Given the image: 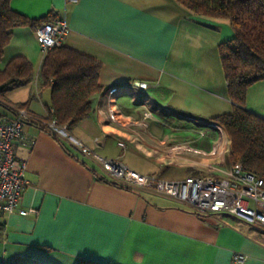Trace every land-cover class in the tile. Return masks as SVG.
<instances>
[{
	"label": "crops",
	"instance_id": "crops-1",
	"mask_svg": "<svg viewBox=\"0 0 264 264\" xmlns=\"http://www.w3.org/2000/svg\"><path fill=\"white\" fill-rule=\"evenodd\" d=\"M11 6L30 18L66 12L70 32L64 44L102 62L100 83L106 90L92 96L89 116L76 126L50 131L51 91L41 87L43 52L35 29H13L0 70L24 56L35 75L0 93V99L29 101L31 116L14 150L27 162L29 182L19 206L38 212L0 214V264H264V231L231 215L201 216L189 204L152 196L140 186L102 181L114 179L92 156L124 141L121 149H135L163 168L173 161L186 173H200L205 158L169 160L162 148L194 137V149L209 150L217 130L167 109L199 119L232 112L219 51V44L235 35L231 22L195 14L177 0H12ZM136 81L148 87L142 90ZM247 107L264 117V80L248 89ZM147 111L152 115L144 143L127 125ZM3 116L13 112L0 104ZM108 157L140 172L122 156ZM237 252L246 255L245 262L233 261Z\"/></svg>",
	"mask_w": 264,
	"mask_h": 264
},
{
	"label": "trees",
	"instance_id": "trees-1",
	"mask_svg": "<svg viewBox=\"0 0 264 264\" xmlns=\"http://www.w3.org/2000/svg\"><path fill=\"white\" fill-rule=\"evenodd\" d=\"M11 1L0 0V59L15 27L31 26L35 29L59 16L50 11L39 18H30L14 10ZM177 1L195 14L226 18L231 22L235 35L221 42L219 51L233 110L214 120L223 124L231 137L230 161L241 162L247 170L264 177V117L247 107L248 89L264 80V0ZM101 71L100 60L65 44L43 53L39 78L41 87L50 88L51 91L52 111L49 109L48 119H56L59 125L71 129L88 117L92 110V96L106 90L100 83ZM34 75L35 67L26 57H14L4 70H0L1 95L11 88L28 84ZM28 103H10L0 99V104L10 109L13 117L21 108L30 115ZM99 179L127 186L115 179ZM12 264L45 263L17 261ZM80 264L100 263L82 260Z\"/></svg>",
	"mask_w": 264,
	"mask_h": 264
},
{
	"label": "built area",
	"instance_id": "built-area-1",
	"mask_svg": "<svg viewBox=\"0 0 264 264\" xmlns=\"http://www.w3.org/2000/svg\"><path fill=\"white\" fill-rule=\"evenodd\" d=\"M69 32L66 12L35 28L36 38L43 53L52 47L63 45ZM134 86L144 90L148 84L136 81ZM167 114L189 118L199 125L217 130L218 135L209 150L194 149L191 143L196 141V138L177 143H164L162 148L169 160L184 159L191 155L205 158L206 161L202 162L201 167L204 173L167 180L155 174H142L129 168L117 158H106L97 153H94L93 157L103 170L116 180H123L131 185L151 187L193 206L203 215H231L252 226L264 229V177L247 170L241 162L230 161L232 142L224 125L214 119L194 118L172 109H167ZM151 115V112L147 111L139 120H134L127 125L128 129L144 143H149L147 119ZM28 117V112L23 108L18 109V114L14 117H0V214L18 211L26 215L29 212H38L37 209L26 210L19 206L29 182L26 176L27 162L16 156L14 144L23 138L24 121ZM110 119L117 120L115 112L111 111ZM47 126L51 130L59 128L56 119L47 123ZM201 134H204L203 131ZM118 144L125 149L124 141H118ZM233 259L235 262L242 263L247 257L237 252Z\"/></svg>",
	"mask_w": 264,
	"mask_h": 264
},
{
	"label": "rangeland",
	"instance_id": "rangeland-1",
	"mask_svg": "<svg viewBox=\"0 0 264 264\" xmlns=\"http://www.w3.org/2000/svg\"><path fill=\"white\" fill-rule=\"evenodd\" d=\"M17 91H22V90H17ZM116 119L117 116L115 115ZM170 124V123H167ZM67 131V129L65 128V126H60L58 129H53V131H55L56 133H61L62 130ZM61 130V131H60ZM129 132L131 131L130 129H128ZM154 132H158V129L155 130ZM227 135L228 132L226 131ZM218 135V134H217ZM219 137V136H218ZM230 137V136H229ZM194 138V137H190L189 139ZM231 138V137H230ZM180 142V141H179ZM232 142V140H231ZM174 143H177L176 141ZM97 154L106 157V158H110L108 156H122L123 161L127 162L131 167L139 170L140 172L143 173H149V172H163V174H158L156 173L155 175H159V177L164 178V179H178L181 178L182 176H188V175H192L190 173H186L185 169L182 167H179L178 165L176 166L175 163H172L173 161H171L170 163V168H163L162 166H159L158 164H155V162L150 161L149 158H146L145 155L135 149H127V150H123L121 149V147L116 146V145H112L109 144L108 147L106 148V150H98ZM93 156V155H92ZM230 158V156H229ZM228 158V159H229ZM95 160V159H94ZM163 168V169H162ZM107 173V172H106ZM204 173L203 171H201L198 174H202ZM115 179V178H113ZM116 180V179H115ZM118 182H120L121 184H126L128 186H133L131 184L125 183L123 180H117ZM136 185H134L135 187ZM140 188L147 190L148 192H150L152 194V196L154 195H161L162 197L165 196V194H162L160 192H158L157 190L151 188V187H145V186H140ZM162 200V199H161ZM207 215V214H205ZM234 256V254H233ZM234 261V259H233ZM235 262V261H234Z\"/></svg>",
	"mask_w": 264,
	"mask_h": 264
},
{
	"label": "water",
	"instance_id": "water-1",
	"mask_svg": "<svg viewBox=\"0 0 264 264\" xmlns=\"http://www.w3.org/2000/svg\"><path fill=\"white\" fill-rule=\"evenodd\" d=\"M192 117V116H191ZM195 118V117H194ZM189 119V118H188ZM190 120H192V119H190Z\"/></svg>",
	"mask_w": 264,
	"mask_h": 264
}]
</instances>
